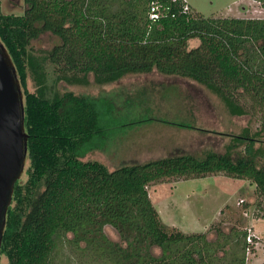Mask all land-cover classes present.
I'll return each mask as SVG.
<instances>
[{
	"label": "trees",
	"instance_id": "16d2710c",
	"mask_svg": "<svg viewBox=\"0 0 264 264\" xmlns=\"http://www.w3.org/2000/svg\"><path fill=\"white\" fill-rule=\"evenodd\" d=\"M153 1L24 0L18 16L2 14L0 0V41L23 93L28 163L6 212L0 246L6 264H53L66 246L80 264H245L253 250L246 230L221 232V242L218 236L213 243L205 234L166 231L147 188L163 179L222 173L248 181L264 199V118L257 131L246 126L232 135L221 153L176 151L126 162L125 155L140 151L126 146L134 130L184 125L133 116V101L50 91L48 65L54 84L78 87L156 72L203 86L231 117H264V19L204 18L189 5L185 12L183 0H158L165 11L153 22ZM253 1L264 8V0ZM46 32L60 44L29 52ZM109 147L122 164L84 159ZM107 226L119 241L107 237Z\"/></svg>",
	"mask_w": 264,
	"mask_h": 264
},
{
	"label": "rangeland",
	"instance_id": "374dc122",
	"mask_svg": "<svg viewBox=\"0 0 264 264\" xmlns=\"http://www.w3.org/2000/svg\"><path fill=\"white\" fill-rule=\"evenodd\" d=\"M184 1L204 18L264 19V8L253 0ZM25 9L24 0H1V13L4 15L19 16ZM198 43L196 39L191 40L189 47ZM58 44L60 39L46 32L30 43L28 51L39 55ZM46 71L50 91L58 89L79 95L110 96L119 102L133 101L137 104L133 116L167 118L169 120L166 121L184 125V128H174L171 124L158 122L134 130L135 134L126 139V146L139 148L140 151L125 155L126 162H141L176 151L195 155H202L206 150L221 153L232 135L238 134L246 126L253 132L257 131L264 118L260 113L255 114L254 118L231 117L215 95L203 86L177 76L152 72L127 76L117 83L102 87L93 85L91 79L88 87H78L54 84L53 67L48 65ZM28 82L29 90H33L30 79ZM84 159L100 161L108 167L121 163L117 159L113 161L110 147L93 152ZM27 168L28 163L25 164L22 183L27 178ZM254 190L255 187L248 181L230 178L222 173L197 179H163L147 188L166 231L205 234L208 241L213 243L218 236L221 242V232L228 234L230 230L251 229L258 239H254L251 245L253 250L247 251L245 264H264V199L258 198ZM104 232L110 240L119 241L116 231L111 227H105ZM223 252L225 247L220 248L217 255L222 256ZM6 263L7 259L2 256L0 264ZM53 264L80 263L66 246L54 256Z\"/></svg>",
	"mask_w": 264,
	"mask_h": 264
},
{
	"label": "water",
	"instance_id": "95a60500",
	"mask_svg": "<svg viewBox=\"0 0 264 264\" xmlns=\"http://www.w3.org/2000/svg\"><path fill=\"white\" fill-rule=\"evenodd\" d=\"M23 117L20 82L12 59L0 41V246L14 184L23 175L26 164L27 134Z\"/></svg>",
	"mask_w": 264,
	"mask_h": 264
},
{
	"label": "built area",
	"instance_id": "2783aa9c",
	"mask_svg": "<svg viewBox=\"0 0 264 264\" xmlns=\"http://www.w3.org/2000/svg\"><path fill=\"white\" fill-rule=\"evenodd\" d=\"M188 10H189L188 4L185 2L184 11L187 12ZM164 11H165L164 9L160 8V4L158 0L151 2L150 11H149V19L153 22L159 20L164 15ZM242 203L243 201L240 202V204ZM254 239H258V237L254 233H252L251 229H247V238H246L247 243L252 245ZM247 251H249V249Z\"/></svg>",
	"mask_w": 264,
	"mask_h": 264
},
{
	"label": "crops",
	"instance_id": "0c3cea01",
	"mask_svg": "<svg viewBox=\"0 0 264 264\" xmlns=\"http://www.w3.org/2000/svg\"><path fill=\"white\" fill-rule=\"evenodd\" d=\"M256 233V232H255Z\"/></svg>",
	"mask_w": 264,
	"mask_h": 264
}]
</instances>
